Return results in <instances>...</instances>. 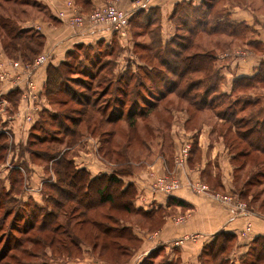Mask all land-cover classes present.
<instances>
[{
  "label": "rangeland",
  "instance_id": "obj_1",
  "mask_svg": "<svg viewBox=\"0 0 264 264\" xmlns=\"http://www.w3.org/2000/svg\"><path fill=\"white\" fill-rule=\"evenodd\" d=\"M40 1L41 0H0V57H2L0 58V68L6 74H10V76L15 73V69L20 67H24L25 70L29 67L31 69V65L35 66V61L38 56L43 53H48L50 50H45L48 39L46 35L40 37L38 33L32 34V32L29 31L26 35L32 34V37L22 36L13 38L6 31L5 25L7 22L14 21L23 24L34 22L41 27H43V25L47 27L58 26L61 21L58 20L57 15L54 10H52L55 9L58 15L66 21L68 25L72 26L76 31H79L84 28H92L88 21H84L82 24H80L81 22H77L75 17L77 18L79 15L89 18L108 9L111 10L115 8L118 13H120L122 9H125L119 4L121 0H95V5H93L90 0H52L56 2L57 8H55L53 4H51L52 6H48L47 4L43 6ZM197 3L200 4V7H197V9L194 7L191 9L187 8V10L183 12L182 17L180 13H177L176 18H174L175 12H173L171 17L173 23H171L169 19L163 17V19L156 18V22L148 24L147 20H143L142 27L129 24V28L131 26L130 31L134 39L133 41L136 43L134 44V51L140 56L145 65L148 63L158 64L152 53L153 49H160L163 53L166 52L169 58H179L177 53L175 55L173 50L169 51L170 47L174 49V44H163L160 40L162 24L164 28L167 29L168 37L172 36L173 32H175L173 31V25L181 26V31L179 33L185 36L184 39L179 38L177 41H181L184 45H188L186 47L190 46L189 50L183 52L187 55L195 50L204 52L215 48L225 50L227 47L242 46L246 43L247 35L245 34L236 38L232 37V27L219 29L216 33L206 32V30H211L207 27L209 21L210 25L212 22L217 23V25L219 24L221 27L225 25L227 21L232 22V12H239L245 15H249V12L252 14H254V12L264 13V0H201L199 2L197 1ZM202 9L205 12H202ZM179 16L186 22V27L188 26L198 32L195 31V33H191L184 31L181 23L182 20ZM152 19L154 18L152 17ZM198 21H202V23L198 24ZM199 29L205 30L200 31ZM68 32L69 31L66 33ZM177 32L178 31H176V34ZM196 43L200 46H195ZM120 48H123L122 43L112 42L111 45L108 44L107 46H82V48L76 49L75 58L72 56L67 57L63 61L65 67L63 66L57 70L62 74L60 78L62 82H60L62 83L65 93H59L56 98L62 100H48L46 106L36 118V112L31 109L30 111H26L27 114H22L25 121H28V123L33 121L31 124H35L38 120V124L33 127L29 137L30 140L25 147L19 149L20 153L27 152L28 158L30 159V162L25 163V169H28L30 165L34 168L33 165H36L34 168L35 170L31 168L32 171L28 176V180L32 182L33 186H36L39 178L45 175H55L56 178L59 177L56 173V167H58V164H61L62 161L60 160L59 163L56 161L60 158L67 160V158L72 156L84 154L88 158L97 159L113 167L114 170H117L116 168L131 169L134 166H142L145 162L142 159H145V153L147 152H144V150L138 151L137 148L140 144H145L144 142L150 139L152 123L166 129L162 126L164 125L163 121L167 122L171 119L172 107L187 106L190 111L196 109L194 106H191L190 98L187 99L186 102L181 98L174 99L169 96L160 98L159 100L149 97V101L152 103H154V101L156 102L152 106L148 103H141L140 107H142V114L138 110L139 112L133 114L134 118L132 117L133 119L131 118L130 120V117H128L125 112L121 117L112 118L113 120H111L109 116L112 108L102 114V111L106 110L93 108L91 103H88V100L81 99V97L87 95L95 99L100 91L106 88L112 75H114V79L116 78L119 71H116L115 59L121 52ZM175 48L176 51L179 49V47L176 46ZM97 61H100L103 65V68H101L99 72L95 66ZM15 62H17L19 66H15L13 64ZM60 64H55V66H59ZM51 65L54 64L49 63L48 69ZM38 70L39 67H36V69L30 72L28 71L29 80L26 86L29 88V85H32L30 88L32 93H36L40 86L37 80ZM207 71L208 76L203 75L205 79L203 78V84L196 89V91H198L197 93L204 91L210 85V79L207 77H210L212 73L211 70ZM168 72L171 73V71ZM137 73L140 76L142 75L145 79L143 71ZM94 75L96 78L92 79L91 77ZM188 75L191 76L192 79H196V77H201L202 74L191 72ZM139 79L141 80L140 82L134 79L128 84V87H125L126 91L129 90L128 101H130L131 98H135L136 95V92L133 93L132 88L135 91H140L137 93V97L143 96V92L144 97L150 96L148 94L152 92L157 93L154 89H150L149 85L152 84L149 82L145 84V80L140 77ZM175 80H177V78H175ZM60 82H54L51 88L57 90ZM175 83L178 84L179 82ZM185 85L186 84L178 86V91L182 92ZM261 87H264V82L255 83L247 87V89L238 88L241 90L236 92H217L212 94L213 105L217 106L213 108V113L215 115H218V113L227 114L229 117L232 109H236L239 111V116L241 117H247V115L250 114L255 115V112L264 105V99L260 97L261 93L257 92ZM250 92H256L257 94H252ZM202 93L203 92H201V94ZM111 97V93L105 94L101 99V103L107 105L106 102H108ZM34 100L35 99H33V101ZM202 100L203 97H200L197 102L199 103ZM256 100L258 103L254 104ZM94 101H92V103H94ZM242 107H246L244 112H242ZM18 108L17 113L21 114L19 111L23 109V102L18 104ZM218 123L220 124L218 125L219 132L225 135L226 143L232 152L239 153V151L241 152L249 149V146L239 138L237 130L230 121H226L224 118V122ZM158 131L162 132L161 129H158ZM189 143L192 145L193 149L192 141ZM0 153H5V150H2ZM160 155H162L160 157L165 156L164 154ZM175 155L174 169H177V167L183 168L187 162L183 164L177 163ZM137 156H140V159ZM0 157V168H2L1 171H3L5 162L3 155L0 154ZM263 162L264 155L260 154L257 156L256 153H253L251 157L239 158L236 163L237 166L248 165V169L245 171L242 178L240 177V183L238 184L244 196H241L242 194H239V192L235 194L212 189L210 184L202 179L190 182V187L193 189V184L204 185L214 197H212L210 193L202 195H206L222 203L220 199H218V194H227L232 196L235 200L246 204L249 210V207L253 205V203L258 206H260L262 202L264 203ZM168 166L169 163H164L163 175L157 176L155 179L151 180V183L162 176H176L179 178L176 171H173L174 169ZM151 171L154 173L153 169ZM24 181L25 179L23 178L22 182L21 180L15 182L13 186L14 195L9 194V190H7L4 185V180H0V264H96L95 261L105 264H129V261L137 257V255L134 257L136 253L133 255L131 253L135 250H133V247L138 245L136 238L132 240L128 237V233L124 235V232L122 235L120 232H110L107 230V228H110L121 231L120 227H122V224L120 220L123 217V213L120 209V204H122V202L120 201L121 195L118 191L115 189L111 190L116 198L114 201L103 203L100 202L95 190H92V195L88 201L91 200L95 203L89 208L86 205H78L74 201L67 200L65 198L66 195L52 187L49 182H45L44 185L41 186L40 190H42L43 194L38 190L34 192L35 196L33 194L30 197L22 198L18 193L23 192ZM62 184L68 186L64 183ZM181 185L182 184H180L179 188ZM107 192L110 191L107 190ZM44 193L45 195L48 193L50 201L59 202V205H55L56 203H49L47 196L45 199ZM34 202H37L42 209L43 207H47L48 209L57 210L58 214L56 216L55 225H61L59 231L52 232L50 230L53 229V224L44 231H39L36 227L34 229L28 228L31 224L27 220L31 219V217L32 221H39V223L43 217V211L37 212L38 214L35 216L29 215V211L33 208ZM179 219H181V217ZM38 224L36 223V226ZM227 255L228 253H221L218 255L217 259H215L211 257L210 253L208 257L207 255L205 256L204 264H219L222 261L221 264H232V257H230L231 253H229V257ZM252 259L254 258L248 256L246 258L247 264H250Z\"/></svg>",
  "mask_w": 264,
  "mask_h": 264
},
{
  "label": "crops",
  "instance_id": "obj_2",
  "mask_svg": "<svg viewBox=\"0 0 264 264\" xmlns=\"http://www.w3.org/2000/svg\"><path fill=\"white\" fill-rule=\"evenodd\" d=\"M54 1L41 0L40 3L43 6L53 4L57 8ZM90 1L93 5L96 4L95 0ZM182 1L198 4L197 1L201 0H121L119 4L130 10L132 15L141 9L146 11L150 9L158 18L165 17L173 23L172 14L175 12L176 5ZM52 10L61 21L58 26L43 25L41 27L34 22L30 24L18 22L20 29L26 32L46 35L48 39L45 50L52 51L49 63L60 64L74 47L82 43L94 45L100 40H106L101 43L107 45L108 42H117L122 43L123 46L115 59L116 71H125L130 67L135 71L145 64L134 51L136 43L130 31L131 26L125 37L102 28H84L76 31L58 15L55 9ZM232 22L245 23L246 31L244 33L232 31V37L236 38L245 34L247 35L246 43L242 46H230L225 50L209 49L216 52L218 71L223 78L220 85L222 92H233L236 79L255 76L259 72L260 65L264 63V13L249 12V15H245L232 12ZM130 25L135 24L131 21ZM161 26L160 40L163 44H168L175 37L176 26L173 25L175 32L169 37L167 29L163 24ZM67 31L69 32L66 33ZM213 33L216 32L213 31ZM195 46L200 45L196 43ZM196 52L204 51L195 50L190 54ZM49 63L39 67L37 80L40 86L38 93L33 92L36 99L30 103L29 88L27 89L26 86L27 71L24 67L15 69V73L13 72L8 81L0 80V133L4 135L6 142L5 165L3 171L0 168V180L3 179L5 187L10 190L15 174L23 176L25 179L23 192L18 193L22 198L33 194L35 196L34 192L40 190L45 182L56 181L55 175H45L39 178L36 186H33L28 176L32 169L35 170L36 165H33L34 168L30 165L28 169H25V163L30 162V159L27 152H19V149L25 147L30 140L34 127V123L31 124L33 121L31 123L25 121L24 113L31 109L36 112L35 118L38 117L49 100L45 93ZM257 81L262 83L264 79ZM148 82L150 83L149 80ZM151 88L154 89L153 85H150ZM235 90L241 89L235 88ZM257 92H260V97L264 99V87L259 88ZM154 94L159 100L157 93L152 92L148 95L154 96ZM167 96L187 100L176 91L167 93L162 98ZM22 102L23 109L19 111L21 113L19 114L17 113L18 104ZM213 111L211 107L196 108L194 111H190L187 106L172 107L171 119L167 122L163 121L162 126L166 129L152 123L150 139L138 146V151L147 152L145 159H142L145 161L142 166H134L131 169L120 168L118 172L113 167L97 159L88 158L84 154L70 157L77 168L89 173L91 179L114 173L121 179L120 188L115 189L121 195L120 209L123 217L120 221L122 227L131 229L138 241V245L133 247L135 250L131 252L132 255L136 253L134 257L136 255L137 257L130 259L132 261H129V264H204L206 255L208 257L210 253H226V251L231 253L232 264H241L243 255L253 257L254 264H264V257L258 258L256 254L264 253V203L262 202L260 206L253 203L247 214L237 215L219 201L200 195L190 187V182L202 179L207 181L212 189L235 194L238 192L240 194L242 191L238 184L248 165L237 166L236 163L239 158H245V156L238 157L239 155L228 147L225 135L218 129L220 125L218 122H224V118L215 115ZM188 141H192L193 149L187 164L183 168L174 169V155L183 143ZM159 153L165 156L160 157L162 155ZM137 157L140 159V156ZM164 163H169L168 167L174 169L173 171H176L181 180L182 185L174 194L154 191L151 188V180L163 175ZM40 193L43 194L42 190ZM112 195L115 198L114 193ZM241 196H244V193ZM127 197H129V208H126ZM174 198L182 199L185 203L178 204ZM248 224L251 225V229L244 235L243 231ZM221 231L234 236L229 248L227 246L219 250L217 241L222 239V237L218 238ZM95 263L105 264L99 261Z\"/></svg>",
  "mask_w": 264,
  "mask_h": 264
},
{
  "label": "trees",
  "instance_id": "obj_3",
  "mask_svg": "<svg viewBox=\"0 0 264 264\" xmlns=\"http://www.w3.org/2000/svg\"><path fill=\"white\" fill-rule=\"evenodd\" d=\"M193 7L197 9V7H200V4H194L192 1H182L178 3L175 7L174 18H176L177 13H180L181 14L180 16L182 17L183 12L187 10V8L191 9ZM202 12H205V11L202 9ZM180 16L179 18L181 19ZM152 17L154 19H152ZM156 18H158V16L154 12L152 13L150 9L148 11L141 9L140 11H136L133 15H131L129 21H130V24H131V21H133L135 25H137L138 27H142L143 20L145 21L147 20V24H148V23L156 22L157 21ZM181 23H182V27L184 31L191 32V33L192 32L195 33V31H197V30L194 31L188 26L186 27L185 21L182 20ZM200 23H202V21H198V24ZM226 25H231V26H226ZM175 26H176V31L178 32L177 34H175L174 39L169 44H174L176 47H179V49L176 51V48L174 46V49L170 47L169 51L173 50L175 52V55L177 53L179 57L178 59L169 58L166 55V52L163 53L160 49L159 50L153 49L152 53L155 59L157 60L158 64H151V63L150 64L148 63L147 65L144 64V65L139 66V69L135 71H133V69L130 67L129 69L125 71L119 72L117 76L115 75L116 76L115 79H114V75H112V78L109 79L106 85V88L100 91L99 95H97L95 99H93L92 96L90 97L88 95L81 97V99L88 100L89 101L88 103H91V106L93 108H99L100 110H106V111H102V114L106 113L110 108H112L110 116H109L111 120H113L112 118L121 117V115H123L125 112L127 113V116L130 117L129 119L131 120V118L133 117V114H136L139 111L140 113L142 112V107H140L141 103H148L150 106H152L156 101L152 103L151 101H149L148 98L152 97L154 99H158V98H155V94L154 96L144 97V92H143V96L137 97V93H139L140 91L138 90L135 91L132 88L133 93L136 92L135 93L136 95H135V98H131V100L128 101L129 90L126 91L125 87H128V84L134 79L139 80L140 82L141 80L139 79V77L144 80L142 75L140 76L137 73V72L143 71L145 75V79L147 78L145 80V84H147V80H149L150 84L153 85V88L157 92V95L159 96V98H162L167 93L176 91L179 94L181 93L183 97H186L187 99L190 98L191 100L190 102L195 108L199 109L201 107H211L213 109L214 107H217L213 105L212 94L217 93V92L222 93V91L220 90V85H221L223 78L221 77L218 71V64L216 62L215 50H208L205 52H196V53L185 55L183 52H185L186 50H189L190 46L186 47L188 45H184L181 41H177V39L179 38L184 39L185 35L179 33L181 31L180 25H175ZM207 27H209V29L211 30L210 31L206 30V32H213V31L216 32L219 29L227 28V27L228 28L232 27V31L234 32L244 33L246 31L245 23H235L231 21H227V23L221 27L219 24L217 25V23H212V22L210 25V21H209ZM5 28L8 34L13 38L22 37V36L32 37V34H33V33L32 34L29 33L30 35H26L27 32L25 33L24 30L20 29V26L18 25V23L14 21L7 22L5 25ZM34 36H37V35H34ZM38 36L44 37L43 34H38ZM102 41H106V40H100L98 41V43H95L94 45H87L86 43H82L74 47V49L70 51L67 57L72 56L75 58L76 56L75 50L82 48V46L84 47L85 46L96 47L97 45L104 46L103 43H101ZM108 44L111 45V42H108L107 45ZM61 63L62 64H60L59 66L51 65L50 68L47 70V81L45 84V93H46L47 98L50 101L59 99V98H56L59 93L61 92L65 93V90H63V86L61 83L62 81L60 80V78L62 77L61 76L62 74L57 71L61 67L63 66L65 67L64 62L62 61ZM95 66L97 67L98 72L101 70V68H103V65L100 63V61H97ZM207 70H211V73H212L210 74V77H207L208 79H210V85L204 91H200L199 93H197L198 91H196V89H198L203 84L202 80L205 79L203 75L208 76ZM168 71H171V73ZM191 72H196L202 75L201 77H196V79H192V77L188 75ZM257 74L253 77H240L236 79L234 81V91H236L235 88L247 89V87H250L255 83H258L259 81L257 80L264 79V63L260 65L259 72ZM94 76L91 78L92 79L96 78V76L95 77ZM175 78H177V80H175ZM57 81L59 82L61 81L60 85L57 88V90H53L51 87L53 86V83ZM175 82H179V83L177 84ZM183 84H186L185 88L182 92H179L177 88L178 86L183 85ZM201 92L203 93L201 94ZM109 93L112 94V97L109 98L110 100L108 102H106L107 105L101 103V99L103 98V96ZM200 97H203V100L198 103L197 101ZM59 100H62V99H59ZM92 101H94V103H92ZM256 103H258L257 100L254 102V104ZM245 110H246V107H242V112H244ZM218 115L221 116V118H225L226 121H230L235 127V129L237 130L239 138L243 142H245L247 146H249L248 150L241 151V152L239 151V153H237V155H239L238 157L240 156L251 157L253 153H256L257 156L260 154L264 155V105L262 108H259L255 112V115L250 114V115H247V117L239 116V111H237L236 109H232V112L229 117L227 116V114L218 113ZM37 124H38V120L36 121L34 126H36ZM4 140H5L4 135L0 133V152L5 149L6 142ZM0 154L3 155V159H4L5 153H0ZM60 160L62 161V163L58 165L59 166L61 165V166L56 167V173L59 175V177L56 178L55 182L51 181L49 183L56 190L64 193L66 195L64 196L67 200L74 201L78 205L79 204L86 205L87 207L91 208L92 204H94L95 202H92L91 200L88 201V199L92 195L91 191L95 190V192L98 194L100 202L114 201L115 198L113 197L111 190L118 189L120 188V185H121V179L117 177L115 173L111 175H104L97 179H91L89 176V173L86 170L79 169L75 166L73 159L67 158V160H65V159L60 158L56 162L59 163ZM117 170L119 172L120 168H117ZM22 179H23V176H20L18 173L15 174L13 182H12V188L8 191L9 194L15 193L13 192V186L17 180H21L22 182ZM62 183L68 186H64ZM107 190H109L110 192H107ZM242 193L243 191H241V194ZM46 196L48 198L47 200L49 203H53V204L56 203L55 205H59V202H53V200L50 201V197L48 193H46L45 199H46ZM174 200L178 204L185 203L182 199H179V198H174ZM126 208H129V197H127ZM39 211H43V217L41 219V222L39 223V221H36V222L32 221V217H31V219L27 220L31 224L30 227L28 228L34 229L36 227L37 230L44 231L45 229L47 230L51 224H53L54 226L53 229H50L52 232H57L60 230L61 225L60 224L55 225L56 218H57L56 216L58 214L57 210L48 209L47 207H43L42 209L41 207H39L37 202H34L33 208L29 211V215L35 216L39 213ZM36 223L37 224L39 223V224L36 226ZM107 230H109L110 232L117 231V232H120L121 234L125 232L124 235L128 233L129 238H131L132 240L135 239L129 227H125V226L120 227L121 231L113 230L110 228H107ZM219 234L220 235L218 236V238L222 237V239L217 241L218 249L222 250V248L227 247V246L229 248L230 247L229 244H231L232 242L231 239L233 238L234 235H231L224 231H221ZM29 240H32V239H29ZM227 253H228L227 256L229 257V251L228 252L226 251V254ZM220 254L221 253H211V257L217 259L218 255ZM256 254L258 258L263 257V253H256ZM247 257L248 256L243 255L240 260V263L247 264L246 262ZM254 262L255 261L252 260L250 264H254Z\"/></svg>",
  "mask_w": 264,
  "mask_h": 264
},
{
  "label": "built area",
  "instance_id": "obj_4",
  "mask_svg": "<svg viewBox=\"0 0 264 264\" xmlns=\"http://www.w3.org/2000/svg\"><path fill=\"white\" fill-rule=\"evenodd\" d=\"M131 15L132 13L130 10L122 9L121 12L118 13L115 10V8H112L111 10L108 9L102 11L98 15L89 18H86L83 15H79L77 16V18L75 17V20L77 22H81L80 24H82L84 21H88L91 24V27L94 29H99V28L108 29L111 30L112 32L118 33L122 37H125L129 29V24H130L129 20ZM37 28L40 29V27ZM51 57H52V51L48 53H43L40 56H38V58L35 61V66L31 65V69L30 67L26 69L28 80H29L28 71L30 72L31 70L36 69V67H41L42 65L49 63ZM13 64L15 66H19L17 62ZM10 78H11L10 74H6L0 68V80L6 82ZM31 86L32 85H29V90H30L28 92L29 101L36 99V95L32 93V90L30 89ZM189 142L190 141L184 142L183 145L176 152L175 160L177 163L183 164L188 161L192 149V145ZM180 184H181L180 180L176 176H165V177L162 176L158 178L155 182L151 183V188L154 191L164 192L167 194H174L176 190L179 188ZM193 189L199 194L210 193L204 185L193 184ZM212 197H214V195H212ZM218 199H220V201L224 206L233 210L237 215H243L249 212L246 204L238 200H235L232 196H229L227 194L226 195L218 194ZM250 229H251V225L248 224L246 229L243 231V234L246 235Z\"/></svg>",
  "mask_w": 264,
  "mask_h": 264
}]
</instances>
